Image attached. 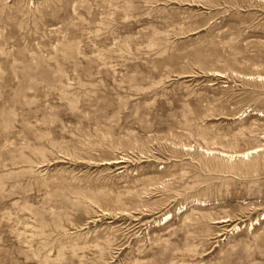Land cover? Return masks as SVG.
<instances>
[{"label": "rangeland", "instance_id": "obj_1", "mask_svg": "<svg viewBox=\"0 0 264 264\" xmlns=\"http://www.w3.org/2000/svg\"><path fill=\"white\" fill-rule=\"evenodd\" d=\"M0 264H264V0H0Z\"/></svg>", "mask_w": 264, "mask_h": 264}, {"label": "bare ground", "instance_id": "obj_2", "mask_svg": "<svg viewBox=\"0 0 264 264\" xmlns=\"http://www.w3.org/2000/svg\"><path fill=\"white\" fill-rule=\"evenodd\" d=\"M260 148H257V149H253L251 150L250 152H247V153H244L243 154V157H247L249 154H252V153H256L258 152ZM118 161V160H117ZM121 161V160H120ZM115 163V162H114ZM169 216V215H168ZM225 222H230L229 220H222L220 223H225ZM237 227V226H236ZM233 229V228H232Z\"/></svg>", "mask_w": 264, "mask_h": 264}]
</instances>
